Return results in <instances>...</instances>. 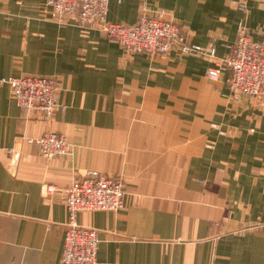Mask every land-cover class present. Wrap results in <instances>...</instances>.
<instances>
[{
	"label": "crops",
	"instance_id": "obj_1",
	"mask_svg": "<svg viewBox=\"0 0 264 264\" xmlns=\"http://www.w3.org/2000/svg\"><path fill=\"white\" fill-rule=\"evenodd\" d=\"M155 9L214 57L126 55L75 17L51 19L43 0H0V79L59 83L50 119L0 83V264H61L63 189L87 171L124 183L121 209L77 216L97 231L98 264H264V103L235 97L227 68L207 78L239 25L264 42V0H109L106 20ZM45 132L70 150L43 158Z\"/></svg>",
	"mask_w": 264,
	"mask_h": 264
},
{
	"label": "built area",
	"instance_id": "obj_2",
	"mask_svg": "<svg viewBox=\"0 0 264 264\" xmlns=\"http://www.w3.org/2000/svg\"><path fill=\"white\" fill-rule=\"evenodd\" d=\"M51 19L64 21L75 17L80 26L96 29L106 38L118 43L126 55L143 54L148 57L178 51L182 55L214 57L215 48L208 45L203 53L194 51L180 26L163 9L143 10L131 25L109 23L106 20L109 0H43ZM243 2L244 0H234ZM228 69L227 86L235 97L258 98L264 103V42L252 41L244 25L238 26L237 37L230 57L207 72L216 81L222 70ZM1 84L9 87L12 98L26 111L50 119L57 108L59 83L53 77H6ZM40 154L51 159L70 150L63 134L45 132L37 140ZM46 194L56 187L45 185ZM67 222L61 264H98L97 231L82 227L77 216L82 212L117 211L123 207L124 183L119 177L97 171H87L63 189Z\"/></svg>",
	"mask_w": 264,
	"mask_h": 264
}]
</instances>
